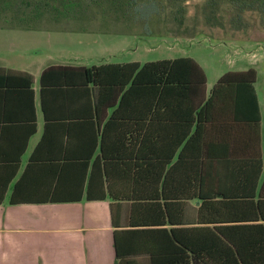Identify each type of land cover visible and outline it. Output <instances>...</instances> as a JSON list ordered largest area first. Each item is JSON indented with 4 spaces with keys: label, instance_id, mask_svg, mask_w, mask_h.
<instances>
[{
    "label": "crops",
    "instance_id": "obj_1",
    "mask_svg": "<svg viewBox=\"0 0 264 264\" xmlns=\"http://www.w3.org/2000/svg\"><path fill=\"white\" fill-rule=\"evenodd\" d=\"M126 63L143 64H103ZM46 66L0 63L3 72L32 77V94L0 81V264H205V237L221 230L238 246H256L252 226L264 223L256 208L264 211L257 74V109L216 102L191 148L189 125L171 99L157 104L140 87L121 99L128 85L115 95L113 77L100 121L92 105L85 120L58 121L66 113L58 100L45 129L39 77ZM214 83L206 78V97ZM191 170L205 178H190Z\"/></svg>",
    "mask_w": 264,
    "mask_h": 264
},
{
    "label": "trees",
    "instance_id": "obj_2",
    "mask_svg": "<svg viewBox=\"0 0 264 264\" xmlns=\"http://www.w3.org/2000/svg\"><path fill=\"white\" fill-rule=\"evenodd\" d=\"M30 1L0 0V23L8 26L38 27L34 24L35 21H31L32 19L40 21L45 15L50 16V20L53 21L88 18L86 12L93 7L96 9L93 12L99 13L102 18L113 15L115 18L119 17L139 25L146 23L150 26V23L159 19L166 3L174 8L173 19L179 21L183 11L181 5L186 2V0H32L30 16L25 15L26 18L24 14L15 17L14 13L8 10L11 6H16L24 12V7L29 5ZM220 2L232 5L237 12L248 9L264 14V0H206V8L213 11ZM110 77L119 81L120 88L115 91V95L128 85L120 96L121 99L132 98L134 90L138 87L145 98L151 92L157 104H161L165 98L171 99L177 119L189 125L191 133L186 144L188 143L191 148L197 145L202 120L207 117L209 110L215 108L216 102H244L245 105L239 106L257 109V97L253 87L256 72L252 68L224 73L214 83L206 97L205 73L190 57L149 61L143 64H100L91 67L53 64L46 66L39 77L40 107L45 129L49 122L54 121L51 119L54 116V104L58 100L66 110V113L62 114L63 118H58L61 119L58 121L64 123L85 120L86 109L91 105L96 119L100 121L105 116V82L108 83ZM2 80L6 87L22 89L23 92L32 94V77L27 73L0 70V81ZM182 106L183 108L186 106L185 109L188 111L186 118L179 113ZM71 126V122L62 125L66 144ZM190 178H205V173L203 170H191ZM256 208L260 212V217L264 219L262 205L257 204ZM252 228L256 233L253 237L256 246L252 244L238 246L231 236L221 230L219 234L206 235L207 245L199 256L205 258V264H264V223L255 224ZM191 249L194 254H198L195 248Z\"/></svg>",
    "mask_w": 264,
    "mask_h": 264
},
{
    "label": "rangeland",
    "instance_id": "obj_3",
    "mask_svg": "<svg viewBox=\"0 0 264 264\" xmlns=\"http://www.w3.org/2000/svg\"><path fill=\"white\" fill-rule=\"evenodd\" d=\"M205 1L186 0L181 5L179 21L173 19L174 8L166 3L151 27L113 15L102 18L93 12V7L86 12L88 18L53 21L45 15L40 21L31 20L38 27H3L0 63L34 68L54 63L91 67L191 57L203 68L208 86L226 72L252 68L257 74L256 87L262 91L264 14L248 9L237 12L232 5L222 2L209 11ZM32 3L31 0L24 7V12L16 6L8 10L15 17L30 16Z\"/></svg>",
    "mask_w": 264,
    "mask_h": 264
}]
</instances>
